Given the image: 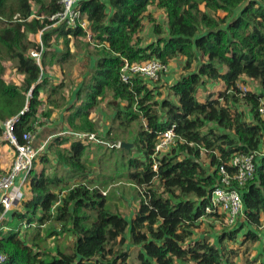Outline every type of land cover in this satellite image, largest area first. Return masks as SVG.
I'll return each instance as SVG.
<instances>
[{"label":"trees","instance_id":"obj_1","mask_svg":"<svg viewBox=\"0 0 264 264\" xmlns=\"http://www.w3.org/2000/svg\"><path fill=\"white\" fill-rule=\"evenodd\" d=\"M151 6L165 11V22L150 13ZM61 9V0H0V134L2 122L16 115L19 138L36 131L41 92L48 89L52 102V91L61 86L42 77L31 50L45 48L43 66L47 58L62 68L75 58L69 43L86 32L80 26H53L51 17ZM79 9L90 23L97 59L76 91L67 120L72 130L98 133L90 115L108 93L115 109L109 138L129 133L145 119L134 142L126 141L131 146L119 149L125 176L140 187L139 207L131 218L108 209L99 174L87 164L91 143L57 135L39 155L42 166L35 163L29 174L31 197L24 210H14L9 229L0 234V251L8 255L4 264H238L239 250L224 241L237 239L244 229L248 240L264 237L258 231L264 218V155L257 159L254 181L242 189L245 217L219 234L217 242L197 235V229L202 218L219 216L207 212L219 166L224 163L233 173V154L264 148V0H83ZM147 15L157 38L143 45ZM39 31L42 44L29 37ZM61 37L65 45L55 49ZM179 56L186 60L185 72L172 84L162 83L163 78L121 81L125 59L170 64ZM4 61L25 75L21 85L6 79ZM247 78L258 79L259 90L244 94L241 83ZM210 83L222 88L200 100L201 87ZM162 87L169 97L158 99ZM173 125L178 141L172 151L157 156L156 171L157 140ZM158 178L160 186L154 183ZM53 221L74 243L48 258L41 248L46 240L42 228ZM55 234L51 228L49 236ZM260 249L264 264V241Z\"/></svg>","mask_w":264,"mask_h":264},{"label":"rangeland","instance_id":"obj_2","mask_svg":"<svg viewBox=\"0 0 264 264\" xmlns=\"http://www.w3.org/2000/svg\"><path fill=\"white\" fill-rule=\"evenodd\" d=\"M151 10H155L153 14L154 17L158 19V21L165 22L166 20V13L165 11H162L161 9H156L154 6L150 7ZM36 11H34L35 13ZM34 17V15H33ZM92 34V42L87 39V34L84 37H78L75 38V40L70 41L69 47L74 52L75 58L72 62L65 65L64 68L66 69V81L67 84V95L66 99L70 97V99L73 100L72 103L76 100V91L82 85V82L86 80L89 72L92 70L93 65L97 59V56H94L93 53L97 50V47L94 43L93 39V33L90 30ZM42 31H39L38 33H30L29 37L32 39L41 40L42 41ZM142 36V44L147 45L151 42H153L157 36L154 31V26L151 23L148 15L145 17V28L141 33ZM89 41V42H87ZM89 45H88V44ZM64 44V38L61 37L54 41V47L55 49L62 50ZM50 60V59H49ZM51 61V60H50ZM7 68H6V79L7 80H14L17 81V71L15 70V67L11 64V62H5ZM53 62L51 65H54ZM186 64V60L183 56H179L175 59H173L170 62V67L168 72L165 71V74L161 77L163 78V82L165 83L166 80H175L181 77V75L185 72L184 66ZM43 70H45V66H43ZM53 75H57L59 72V68L56 66L55 68H52ZM16 76V77H15ZM166 77V78H165ZM249 78L244 79L243 83L250 85L251 83L248 82ZM65 81V82H66ZM257 81H259L257 79ZM160 83V84H162ZM259 83V82H258ZM65 84V83H64ZM259 89V85L257 86ZM162 89V94L157 95L158 99H163L166 97H169V91L168 89H165L164 87ZM214 90L217 89L216 87L213 88ZM211 87H206L205 90H202L199 94L200 100H204L205 96L207 94H210L211 92H218L214 91ZM252 90L254 89V86L252 85ZM70 93L72 95L70 96ZM112 99V95L108 93L106 98H101L99 101V104L96 108L91 112V118L93 120L96 119V122L98 124L99 129L102 128L101 133H96L97 136L104 140L105 142L113 141L116 144H118L119 141L126 142L131 141L134 142V137L136 136V131L138 128H145L143 124H145V119L137 121L133 128L130 130L129 133L121 135L113 133V136L109 138L107 136L108 131L110 128L114 125V113L115 109L110 105V101ZM174 99V97H173ZM245 104V103H244ZM44 120V119H41ZM101 122V123H100ZM44 124V121H41V125ZM106 139V140H105ZM91 143L90 148L88 149V166L95 170L94 172L96 174H99V181L102 184V189L106 190L107 193V199H108V209L112 211L119 212L129 218L133 217L134 212L138 209L141 194L139 192L140 187H138L134 182L130 181L125 176L124 166L122 165V159L120 155V147H111L110 145H107L106 143H99L95 144L93 142ZM128 143V142H127ZM48 150V149H47ZM13 150L11 149V152ZM138 154V153H135ZM205 155V154H204ZM40 157H38L36 161V168H40L42 164L39 163ZM202 160L206 163L208 161V157L204 156ZM52 172V171H48ZM59 174H62V170H59ZM156 186H160L163 184V180L161 178L156 179L154 182ZM72 184H69V186ZM28 190V196L30 193L31 196V190L30 186H27ZM56 230V234L53 236H49L50 229ZM233 227L226 226L224 223L223 217L216 216L215 218H208L205 217V220H203L200 223L199 228L197 229V235H203V236H209L211 241L217 242V236L221 234L224 230H230ZM42 233L45 235L46 240L42 242L44 245L41 247L46 252V257H50L54 255L59 248L65 249L73 245L74 243V237L69 235L67 232L62 231V224L51 222L47 226L42 228ZM247 229L242 230L237 239L230 240L226 239L224 241V244L228 248H237L239 250V255L236 257V260L238 264H261L262 257L260 256L262 241L253 242L251 239L248 240L245 237V232ZM23 231V230H22ZM258 231L262 232L264 235V218H263V226L258 229ZM21 235L25 237V229L24 233ZM130 232L126 233V236H129ZM26 238V237H25ZM246 238V239H245ZM128 264H138V261H135L133 263L131 260L128 262ZM178 264H196L195 262L191 260H181Z\"/></svg>","mask_w":264,"mask_h":264},{"label":"built area","instance_id":"obj_3","mask_svg":"<svg viewBox=\"0 0 264 264\" xmlns=\"http://www.w3.org/2000/svg\"><path fill=\"white\" fill-rule=\"evenodd\" d=\"M81 1L83 0H61L62 9L52 15V25H65L66 27L80 26L85 30L87 39L92 42L90 23L82 16L79 9ZM38 41L42 44L41 40ZM44 50L45 48L42 46L40 50L32 49L30 52L31 56L40 66H42ZM169 67L170 64H164L155 58L144 62H130L125 59L120 77L124 83H129L135 77L142 78L145 82L157 81L161 79L165 71L168 72ZM247 81L251 84L241 83V90L244 94L248 93V91L259 90L257 88L259 85L257 80L248 79ZM252 85L255 90H252ZM202 89L203 87H201L200 92ZM21 113H24V110ZM260 113L264 117V102L260 107ZM18 120L19 115L4 120L2 122L3 132L0 134L3 140L13 147L14 151L13 161L9 169L4 173H0V234L2 231L9 229L7 221L11 219L14 210L27 200V186H30L28 181L29 174L33 170L41 150L53 139L52 136L43 147H37L35 145V130L24 132L22 138H19L16 133V123ZM34 126L36 130L40 128L41 120L38 119L34 123ZM68 135L72 138H84L86 142H93L95 144L105 142L96 133L70 130ZM177 141L178 136L175 132V125L161 133L156 143L155 152L152 154L154 170H158L160 163V159L157 156L172 151ZM121 142L119 141L118 144L110 141L105 143L111 147H121ZM263 155L264 148L253 150L249 153L240 152L233 154L230 159V165L234 168L233 173L228 170L224 163L219 166V182L212 191L211 204L207 207V212H218L219 216L223 217L226 226L235 227L245 217L242 189L254 181L257 159ZM107 193L106 190H103L104 195H107ZM7 259L8 255L0 251V264H4Z\"/></svg>","mask_w":264,"mask_h":264},{"label":"crops","instance_id":"obj_4","mask_svg":"<svg viewBox=\"0 0 264 264\" xmlns=\"http://www.w3.org/2000/svg\"><path fill=\"white\" fill-rule=\"evenodd\" d=\"M154 8L158 9L157 7H154ZM161 10L164 11L163 9H161ZM151 12L154 13L155 10H151ZM50 62L51 61L49 60V58H47L45 70H43L44 69L43 65L41 66V68H42L41 75H42V77H48L51 84H60L61 86L58 87L56 90L52 91V102L51 101L49 102L47 99V95L49 93L48 89L43 90L41 92V99L43 100V103H42V105H40V108H39L38 119H40V120L44 119V120H41V121H44V124L41 125V127L36 130L35 145L37 147H40V146L43 147L45 145V143L47 142V140L52 136H53V138L57 135L69 136L68 132L70 130H72V127L68 123L67 116L70 113L69 108L74 103H72L73 100L70 99V97L68 99H66V95H67L66 93L68 91V89H67L68 82L66 81L67 71L64 67L62 68L59 64L54 63V65H51ZM56 66L59 68V72L57 73V75H53V74H51L52 73L51 69L55 68ZM15 70L17 71L16 68H15ZM7 71H9V70H7ZM7 71H6V73H7ZM24 77H25V75L23 73L18 72L17 73V81H14V80H8V81H13V82H16L17 84L21 85ZM7 79H8V76H7ZM178 79L166 80V82L164 84H166V85L172 84ZM206 87H211L212 89L214 87H216L217 89H215V90L213 89V90L217 91L220 88H222V84L210 83V84H207ZM206 87H203L202 90H205ZM71 95H72V93H70V96ZM49 110H52V114L50 116H46L45 112H47ZM98 132L101 133L102 128H100L98 130ZM48 145H49V143H48ZM48 145L46 144L44 146L43 150H41V152L47 151V149L49 147ZM11 149L13 150V147L7 141L3 140V138L0 135V173L6 172L9 169V167L13 161L14 151L11 152ZM52 159L54 160L55 157H52ZM30 197L31 196L29 193V196L27 197V199ZM15 210L16 211L17 210H24V203L21 206H19V208H16ZM133 216H134V214H133ZM11 218L13 219V214H12ZM203 220H205V217L202 218V221ZM262 241H264V237H263Z\"/></svg>","mask_w":264,"mask_h":264},{"label":"water","instance_id":"obj_5","mask_svg":"<svg viewBox=\"0 0 264 264\" xmlns=\"http://www.w3.org/2000/svg\"><path fill=\"white\" fill-rule=\"evenodd\" d=\"M130 146H131V143L121 142V147L129 148Z\"/></svg>","mask_w":264,"mask_h":264},{"label":"clouds","instance_id":"obj_6","mask_svg":"<svg viewBox=\"0 0 264 264\" xmlns=\"http://www.w3.org/2000/svg\"><path fill=\"white\" fill-rule=\"evenodd\" d=\"M73 131H75V130H73ZM79 132H81V131H79Z\"/></svg>","mask_w":264,"mask_h":264}]
</instances>
